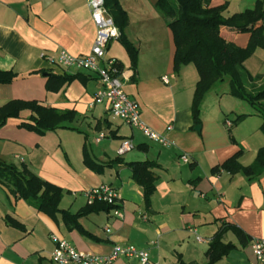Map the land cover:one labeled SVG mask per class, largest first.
<instances>
[{
  "label": "crops",
  "instance_id": "0c3cea01",
  "mask_svg": "<svg viewBox=\"0 0 264 264\" xmlns=\"http://www.w3.org/2000/svg\"><path fill=\"white\" fill-rule=\"evenodd\" d=\"M157 1L119 0L129 17L125 34L138 49L137 61L134 66L118 40L110 42L107 58L122 66L127 94L139 105L145 123L175 143L170 147L113 119L107 102L93 106L101 88L96 75L53 67L41 59L42 53L55 56L61 50L75 57L91 53L97 28L87 0H0V71L16 76L13 83L0 85V109L23 100L73 114L44 134L22 127L34 124L30 111L9 119L0 129V161L59 187L63 213H82L89 206L85 193L103 185L115 188L122 202L121 218L101 210L69 227L62 212L55 217L40 212L0 182V264H53V236L99 256L110 255L118 245H133L147 250L153 264L207 263L210 243L223 223L253 240H264V174L215 170L239 152L243 167L255 162L264 147L262 118L252 109V118L229 133L226 121L234 119L223 106L225 98L212 90L203 102L201 132L195 131L192 105L199 74L193 64L174 72V38ZM208 1L210 8L225 6L224 15L230 18L254 10L260 0ZM250 36L228 34L242 48ZM67 77L75 78L66 81ZM165 77L169 84L162 81ZM259 78L258 88L264 75ZM102 134L106 137L98 141ZM126 141L135 148L119 155ZM85 152L98 170L85 163ZM183 155L190 163L181 160ZM146 162L157 165L150 205L130 166ZM224 242L236 249L217 264H259L251 243L243 247L233 231L225 234ZM113 264L140 262L122 257Z\"/></svg>",
  "mask_w": 264,
  "mask_h": 264
},
{
  "label": "trees",
  "instance_id": "16d2710c",
  "mask_svg": "<svg viewBox=\"0 0 264 264\" xmlns=\"http://www.w3.org/2000/svg\"><path fill=\"white\" fill-rule=\"evenodd\" d=\"M105 7L119 29L120 41L128 51L134 66L136 65L138 49L126 37L125 29L129 24L127 12L122 8L119 0H105ZM160 15L165 19L171 30L175 44L174 72L190 64L195 65L199 74L192 105V116L195 126L201 125L203 102L217 84L229 81L230 95L247 102L254 112L262 118L261 131L264 134V84L256 87L260 78H253L245 69V59L257 49H264V0H260L254 10L225 17L226 7L210 8L208 0H158L156 4ZM250 33V40L246 48L238 47L228 37V34ZM122 68V66L120 65ZM16 76L12 72L0 71V85L13 83ZM75 77H67L66 81ZM24 111L32 113L31 121L34 124H22V127L44 134L54 131L73 116L71 113H62L49 109L37 101L16 100L9 102L0 109V129L11 118H20ZM245 116H239L232 122V127L238 125ZM232 127L228 128L229 133ZM234 141V140H233ZM239 152L215 170L222 169L230 174L243 171L247 175L264 174V147L259 150L255 162L249 167L240 164ZM85 163L94 170L98 166L85 152ZM132 176L142 188L145 202L150 205L151 198L156 191V178L153 163H135L130 165ZM0 182L8 185L15 196L25 200L38 211L52 217L62 211L59 205L63 198V191L35 176L29 170H19L16 166L0 161ZM115 207L102 202L89 205L82 213L72 215L62 212L67 226L77 227L78 219L82 216L101 210L111 211ZM233 231L241 245L247 247L253 239L239 228L223 223L214 236L207 251L208 262L217 264L224 257L236 249L232 243H225V234ZM181 264H184L181 262Z\"/></svg>",
  "mask_w": 264,
  "mask_h": 264
},
{
  "label": "built area",
  "instance_id": "2783aa9c",
  "mask_svg": "<svg viewBox=\"0 0 264 264\" xmlns=\"http://www.w3.org/2000/svg\"><path fill=\"white\" fill-rule=\"evenodd\" d=\"M91 10V18L97 28V35L91 53L84 57H75L65 50H61L55 56L46 53L41 54V59L50 66L62 69L83 70L96 75L101 88L94 97V105H101L105 102L109 105V113L113 119L121 120L131 128L137 129L150 141L164 147L174 146L175 143L167 136L152 129L141 117L139 105L127 94L125 90V74L119 62L113 58H107V50L110 42L118 40L119 29L116 27L113 18L105 7V0H87ZM128 81V79H126ZM169 84L167 77L162 80ZM228 128L232 127L230 120L226 121ZM173 130V126L167 128L168 132ZM106 136L102 134L98 141ZM132 142L126 141L119 149V155L134 150ZM181 160L190 163L189 156L183 155ZM88 205L95 202H102L115 207L111 213L121 218V198L118 191L109 185H103L85 193ZM110 232V230H107ZM202 241L201 238H197ZM55 244L52 254L53 264H113L119 258L137 259L140 264H153L149 258L147 250H140L133 245L115 246L113 252L108 256H99L87 252L78 251L71 243L60 240L53 236ZM153 246L157 245L152 243ZM251 249L259 264H264V240H253Z\"/></svg>",
  "mask_w": 264,
  "mask_h": 264
},
{
  "label": "rangeland",
  "instance_id": "374dc122",
  "mask_svg": "<svg viewBox=\"0 0 264 264\" xmlns=\"http://www.w3.org/2000/svg\"><path fill=\"white\" fill-rule=\"evenodd\" d=\"M244 67L253 78H258L264 75V49L259 48L251 56L246 58L244 62ZM249 69H252L253 71L257 69L258 72L256 74H253ZM260 70H263V72H260ZM229 86V81L227 80L223 83L217 84L213 90L215 94H217L218 96L220 95L222 98H225L226 101L224 102L223 106L226 110L228 117L233 118L235 120L239 116H245V118L240 122L241 124L247 119L252 118V108L247 102L232 97L230 95ZM234 240L236 242V239Z\"/></svg>",
  "mask_w": 264,
  "mask_h": 264
},
{
  "label": "water",
  "instance_id": "95a60500",
  "mask_svg": "<svg viewBox=\"0 0 264 264\" xmlns=\"http://www.w3.org/2000/svg\"><path fill=\"white\" fill-rule=\"evenodd\" d=\"M195 131H197V132H201V126H197V127L195 128Z\"/></svg>",
  "mask_w": 264,
  "mask_h": 264
}]
</instances>
